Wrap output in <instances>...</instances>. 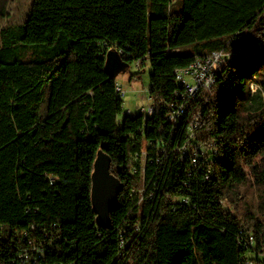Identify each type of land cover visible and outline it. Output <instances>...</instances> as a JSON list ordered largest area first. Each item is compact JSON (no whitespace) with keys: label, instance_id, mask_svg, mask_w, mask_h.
Wrapping results in <instances>:
<instances>
[{"label":"trees","instance_id":"obj_1","mask_svg":"<svg viewBox=\"0 0 264 264\" xmlns=\"http://www.w3.org/2000/svg\"><path fill=\"white\" fill-rule=\"evenodd\" d=\"M7 3L0 264H264V0H34L3 24ZM109 49L149 61L152 114L119 122ZM214 51L230 58L204 97L185 98L176 71ZM101 146L123 184L108 229L91 203ZM29 242L36 262L20 257Z\"/></svg>","mask_w":264,"mask_h":264},{"label":"built area","instance_id":"obj_2","mask_svg":"<svg viewBox=\"0 0 264 264\" xmlns=\"http://www.w3.org/2000/svg\"><path fill=\"white\" fill-rule=\"evenodd\" d=\"M230 58L229 54H226L222 51H214L211 54L194 60L190 65L184 68H180L176 71L177 80L184 86V97L193 98L196 95L205 96L209 92L210 88L215 82L216 72L221 66L226 64ZM115 90L122 98L125 91L121 84L116 82ZM185 104H178L176 107L167 114L168 120L175 122L183 117L185 113ZM154 111V103L149 105L147 108H141L140 112L143 115H150ZM130 114V113H128ZM199 112L195 113L189 123L190 136L193 135L194 129L199 126ZM199 143L193 144V156L192 164L195 165L197 162V155H204L206 147L203 142L198 141ZM143 161V160H142ZM32 252H36L35 254ZM38 256H37V255ZM43 255V252L37 248L32 242H29V249H25L21 252L20 257L26 261L36 262V259ZM37 256V258H36Z\"/></svg>","mask_w":264,"mask_h":264},{"label":"water","instance_id":"obj_3","mask_svg":"<svg viewBox=\"0 0 264 264\" xmlns=\"http://www.w3.org/2000/svg\"><path fill=\"white\" fill-rule=\"evenodd\" d=\"M128 64L120 57L116 49L105 52L104 69L109 76L116 77ZM98 150L91 174V203L96 224L104 229L111 227L110 214L119 206V195L123 189L122 182L110 172L111 158Z\"/></svg>","mask_w":264,"mask_h":264},{"label":"rangeland","instance_id":"obj_4","mask_svg":"<svg viewBox=\"0 0 264 264\" xmlns=\"http://www.w3.org/2000/svg\"><path fill=\"white\" fill-rule=\"evenodd\" d=\"M34 0H7V16L3 24H20L29 15ZM189 52V50H184ZM134 62L125 71L119 72L116 81L122 85L125 93L122 96V112L118 120L122 123L126 113L135 114L141 108H147L153 102L149 98L148 89L150 86L151 65L147 60L142 68ZM199 141V140H198ZM202 142V141H200Z\"/></svg>","mask_w":264,"mask_h":264}]
</instances>
